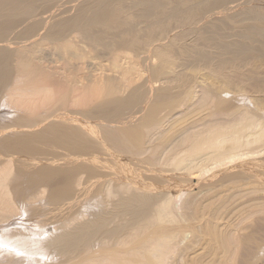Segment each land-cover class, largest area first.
I'll list each match as a JSON object with an SVG mask.
<instances>
[{
  "label": "bare ground",
  "instance_id": "1",
  "mask_svg": "<svg viewBox=\"0 0 264 264\" xmlns=\"http://www.w3.org/2000/svg\"><path fill=\"white\" fill-rule=\"evenodd\" d=\"M0 264H264V0H0Z\"/></svg>",
  "mask_w": 264,
  "mask_h": 264
}]
</instances>
